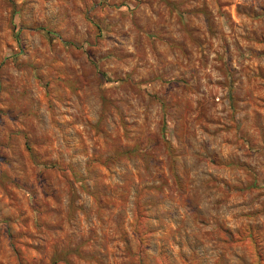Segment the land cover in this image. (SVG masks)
Here are the masks:
<instances>
[{"label": "rangeland", "instance_id": "rangeland-1", "mask_svg": "<svg viewBox=\"0 0 264 264\" xmlns=\"http://www.w3.org/2000/svg\"><path fill=\"white\" fill-rule=\"evenodd\" d=\"M0 264H264V0H0Z\"/></svg>", "mask_w": 264, "mask_h": 264}]
</instances>
